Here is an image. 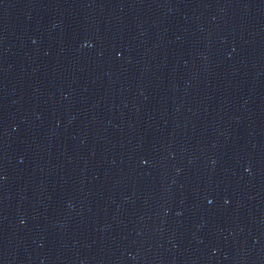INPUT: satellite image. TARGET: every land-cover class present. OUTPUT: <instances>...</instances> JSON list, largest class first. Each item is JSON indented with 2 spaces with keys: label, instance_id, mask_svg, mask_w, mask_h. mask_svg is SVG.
I'll use <instances>...</instances> for the list:
<instances>
[{
  "label": "water",
  "instance_id": "95a60500",
  "mask_svg": "<svg viewBox=\"0 0 264 264\" xmlns=\"http://www.w3.org/2000/svg\"><path fill=\"white\" fill-rule=\"evenodd\" d=\"M0 264H264V0H0Z\"/></svg>",
  "mask_w": 264,
  "mask_h": 264
}]
</instances>
